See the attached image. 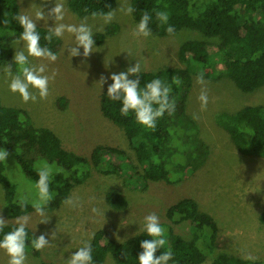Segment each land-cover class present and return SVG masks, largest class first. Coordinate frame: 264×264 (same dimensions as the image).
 <instances>
[{"label":"rangeland","instance_id":"obj_1","mask_svg":"<svg viewBox=\"0 0 264 264\" xmlns=\"http://www.w3.org/2000/svg\"><path fill=\"white\" fill-rule=\"evenodd\" d=\"M17 2L19 11L32 16L33 19L39 7L47 16L55 6V0ZM62 2L66 9L63 21L65 24L79 25L87 17L93 36L103 32L110 24H115L117 28L101 44L95 43L94 52L87 58L83 56L82 47L79 49L80 56L70 57L67 49L75 46V38L67 32L61 38L60 48L55 52L58 59L54 63L30 57L34 65L46 64L47 74L50 75L53 70L57 72L55 80L49 84L47 99H38L36 103H24L19 94L12 93L3 74L6 65L13 66L14 74L18 70L13 61L17 50L14 47H22V43L20 46L16 45L17 38L11 44V59L0 65L1 102L5 106L25 109L33 124L53 130L65 149L90 159L97 146L117 147L127 152L133 165L142 173V166L137 162L124 130L105 117L101 111L100 95L110 84L109 77L113 73L126 71L137 62L141 71L184 67L185 64L178 57V49L184 41L200 39L212 42L214 39L191 28H182L174 34L162 37L153 33L149 38L136 37L133 33L139 22L132 14L117 12L115 19L105 24L99 16H77L70 10L67 0ZM120 4L126 7L130 0H116L112 10H117ZM37 25L53 27L54 20H38ZM209 51L213 53L214 49L210 47ZM203 73L205 85L198 84L197 76H193L187 109L192 119L193 113L199 117L198 120L193 119L196 123L195 136L207 146L206 154H197L189 163L185 162L186 164L174 163L175 169L170 172L172 182L164 178L163 167L157 165L154 168L157 178L139 180L137 186L129 184L123 172L102 173L100 167L90 161L87 179L72 188L68 196L79 197L78 208L63 202L55 210L46 211L50 217L47 223H40L45 217L37 215L35 211L26 214L30 217L27 226L38 237L46 234L45 238L50 242V246L43 249L39 256H34L26 250V264H65V260L73 255L84 241H90L98 230H104L108 237L117 242H126L143 231L144 217L150 213H155L160 222L170 223L166 218L168 207L184 197L196 200L199 208L209 213L219 226L214 251L201 264H211L212 257L220 252L242 258L251 254L255 257L251 260L264 261V158L238 152L227 133L215 123V115L219 112H235L246 104L264 103V85L247 93L239 90L227 77L216 79L211 69H205ZM102 76L107 82L101 87L99 81ZM202 87H206L209 98L207 108L203 111L197 99ZM60 98H63L64 103L59 102ZM107 156L105 163H108L107 160H115L114 155H109V158ZM174 161L176 157L173 158ZM6 166L9 176L18 181L20 193L34 197L35 188L32 182L24 179L20 168L10 155ZM128 172L131 173L130 170ZM109 191L124 197L127 206L123 209L111 207L105 200ZM0 215L7 223L17 224L18 217L10 218L6 214L5 195L1 184ZM171 225L176 233L185 238L190 236L188 222ZM8 260L7 254L0 250V264H8ZM103 264H113L112 256L108 255Z\"/></svg>","mask_w":264,"mask_h":264},{"label":"trees","instance_id":"obj_2","mask_svg":"<svg viewBox=\"0 0 264 264\" xmlns=\"http://www.w3.org/2000/svg\"><path fill=\"white\" fill-rule=\"evenodd\" d=\"M67 3L74 14L84 17L93 12L109 11L108 6L112 9L116 0H67ZM130 5L135 9L132 16L137 22L145 12L149 13L152 17L149 27L157 36H167L166 29L171 25L175 32L191 28L214 40L184 41L178 49V57L185 64L184 67H163L140 72L141 87L159 78L171 86V98L176 103L174 114L165 113L157 121L155 129H147L137 123L134 113L121 115V102L112 101L107 96V88L112 81L101 93L102 113L124 130L136 160L142 166V173L133 165L127 152L117 147L97 146L90 159L65 149L53 130L35 126L25 109L5 106L0 99V149L5 148L9 152L24 179L31 181L34 186L38 179L35 166L45 160L64 170L54 175L50 183L54 199L46 211L59 207L68 198L72 188L87 179L90 161L96 167L99 166L102 173L123 172L126 181L137 186L142 179L157 178L154 175L157 165L163 167L164 178L171 181L170 172L175 169L174 163H189L197 154L204 156L207 146L195 136L196 123L188 112L187 99L193 76L205 69H211L216 79L229 78L243 92H252L264 85V0H130ZM156 11L169 14L167 24H161L156 19ZM18 13L17 0H0V65L11 59V44L23 31L15 20ZM6 19L7 25L4 23ZM116 28L115 24H110L103 32L94 34L95 43L101 44ZM37 31L41 36V46L57 52L61 38L54 37L49 44L44 40L48 27L37 25ZM210 47L214 49L213 53H210ZM176 77L182 81L181 84L173 83ZM132 78L129 76V79ZM63 101L60 98L59 102ZM215 123L227 133L238 152L264 158V103L246 104L235 112H219L215 115ZM194 141L198 143L193 144ZM106 155H114L115 160L105 163ZM174 157L176 161L173 162ZM0 184L4 190L6 214L10 218L35 211L30 203L24 210L19 207L18 200L27 195L20 193L18 181L9 176L3 162H0ZM105 200L115 209L127 206L126 199L113 191L106 193ZM166 218L170 223L161 222V225L167 230L166 248H171L173 253V259L168 264H201L212 254L219 226L209 213L199 208L196 200L191 197L179 199L168 207ZM184 221L190 224V236L187 238L176 233L171 225ZM17 226L7 223L0 232V239ZM26 231L29 241L26 250L39 256L41 251L31 246V240L38 236L28 226ZM145 239L151 238L141 231L126 242H117L108 237L104 230H98L90 240L93 264H103L108 255L112 256L113 264H139L138 256L143 251L140 244ZM211 264H264V261L220 252L212 257Z\"/></svg>","mask_w":264,"mask_h":264},{"label":"clouds","instance_id":"obj_3","mask_svg":"<svg viewBox=\"0 0 264 264\" xmlns=\"http://www.w3.org/2000/svg\"><path fill=\"white\" fill-rule=\"evenodd\" d=\"M39 7V6H38ZM110 9L107 12L101 11L99 13L93 12L92 16H99L105 24L111 23L117 12H122L124 15H131L135 9L129 4L124 6L120 4L117 10ZM65 6L62 0H55V6L50 9L47 16L39 7V11L35 13V19L32 16L25 14L23 11L15 16V20L23 28L16 45L22 47H14L17 50L14 53L13 61L17 66V72L13 73V66L6 65L3 68V74L8 80V87L12 93L19 94L24 103H36L39 100L47 99L49 95V84L56 78L57 72L55 70L49 75L47 74V65L32 64L31 58L47 60L55 62L58 56L46 46H41L40 33L37 31V21L52 18L54 26L48 28V33L44 36L49 44L53 38H63L67 32L72 34L75 38V46L67 49L70 57L80 56L79 49L83 48V56L87 58L95 48V39L91 26L87 23V17L81 21L79 25L63 23L65 18ZM156 19L161 24H167L169 14L166 11H156ZM152 17L145 12L139 23L137 24L133 35L136 37L149 38L152 36V31L149 23ZM5 25L8 20L4 21ZM169 35L174 34L175 29L169 25L166 29ZM141 66L137 62L135 66L127 68L126 71L118 74L113 73L109 78L112 83L107 88V96L112 101H119L122 104L120 113L123 116H128L134 113L137 123L147 129H155L157 121L163 118L164 114L172 115L176 109V103L171 98L172 88L159 78H155L147 82L143 87L140 84ZM129 76L134 77L129 79ZM106 78H100L101 87L106 83ZM196 82L200 85H205L204 73L200 72L196 77ZM173 83L179 85L182 81L176 77ZM38 94V95H37ZM201 110H205L208 104V92L206 87H202L199 96ZM193 119H199L198 115L193 113ZM9 152L3 148L0 149V162L6 164ZM38 179L35 182V197L30 199L29 196H22L18 200V205L21 210H24L29 203L35 209L37 215L45 217L40 223H47L49 215L46 208L54 199V193L50 190V183L54 175L62 173L64 170L54 163L48 161H41L35 166ZM65 204L73 208L80 206L79 197H69L64 201ZM95 212L96 210L93 209ZM30 217L28 215L17 218V227L14 230L4 234L3 239H0V250H3L9 257L8 264H26L27 261V247H28V232L26 226ZM7 226V221L0 215V232ZM143 231L151 239H145L141 242L140 247L143 251L138 256L139 264H168L173 259L171 248H166L168 244L167 230L161 225L159 217L155 213H150L144 217ZM46 234H41L38 238L31 240V246L36 251H42L50 246V242L45 238ZM55 233L52 234V238ZM161 249H166L160 251ZM159 251V255L157 252ZM248 259H255L251 254L246 257ZM65 264H93L92 244L90 241H84L82 246L71 255Z\"/></svg>","mask_w":264,"mask_h":264}]
</instances>
